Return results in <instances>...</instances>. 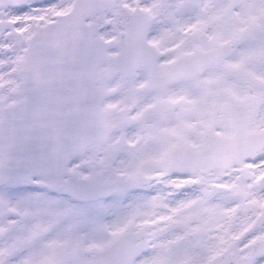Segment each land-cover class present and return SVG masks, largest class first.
Masks as SVG:
<instances>
[{
	"label": "snow or ice",
	"instance_id": "6c2138e0",
	"mask_svg": "<svg viewBox=\"0 0 264 264\" xmlns=\"http://www.w3.org/2000/svg\"><path fill=\"white\" fill-rule=\"evenodd\" d=\"M0 264H264V0H0Z\"/></svg>",
	"mask_w": 264,
	"mask_h": 264
}]
</instances>
